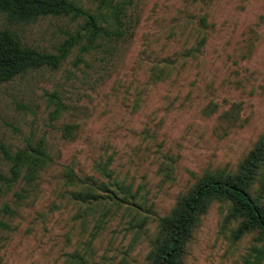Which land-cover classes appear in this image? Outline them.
<instances>
[{"label":"rangeland","instance_id":"rangeland-1","mask_svg":"<svg viewBox=\"0 0 264 264\" xmlns=\"http://www.w3.org/2000/svg\"><path fill=\"white\" fill-rule=\"evenodd\" d=\"M74 1L111 29L110 5H124L127 28L85 50L84 16L11 25L46 52L81 37L59 67L0 85V264H151L160 219L206 176L238 171L264 137V0ZM165 58L178 65L157 80ZM5 150L24 153L18 168ZM77 178L124 182L143 205L102 218L73 196ZM231 207L211 202L182 264H253L264 234L239 235Z\"/></svg>","mask_w":264,"mask_h":264},{"label":"trees","instance_id":"trees-1","mask_svg":"<svg viewBox=\"0 0 264 264\" xmlns=\"http://www.w3.org/2000/svg\"><path fill=\"white\" fill-rule=\"evenodd\" d=\"M111 6V15L116 24L114 29L103 26L96 17L87 12L74 0H0L2 12L10 26L0 29V85L10 81L30 69L42 66L59 67L72 46L80 41L81 31L71 34L59 47L58 52H46L29 46L12 24L34 22L42 16H84L86 18L87 44L90 49L97 37L102 34L123 36L126 31L122 18L124 5ZM207 35L199 43L202 50ZM199 50H190L195 56ZM178 60L165 58L155 66L153 77L164 79L177 67ZM7 157L13 159L18 168L25 159L22 151L12 154L5 150ZM264 137L260 138L235 173H217L200 180L192 190L181 198L172 212L160 219L156 235L152 238V250L149 254L151 264H182L184 246L192 235L197 219L207 210L214 199H229L232 202L230 214L239 219L237 233L243 235L252 230L264 234ZM106 175L107 170L103 168ZM6 176L0 168V180ZM80 189L73 190V196L80 202H86L89 208L100 210L102 218L107 215L110 205H138L137 193L130 185L116 181H96L77 178ZM257 184V186H256ZM229 214V216H230ZM146 224V222H142ZM264 248L260 249L253 264H260Z\"/></svg>","mask_w":264,"mask_h":264}]
</instances>
